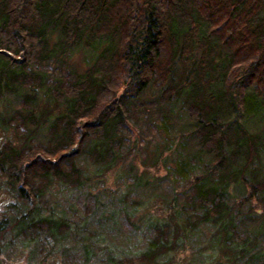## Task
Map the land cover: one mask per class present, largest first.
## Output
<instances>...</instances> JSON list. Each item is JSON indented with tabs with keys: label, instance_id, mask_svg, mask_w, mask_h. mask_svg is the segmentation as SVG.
<instances>
[{
	"label": "trees",
	"instance_id": "obj_1",
	"mask_svg": "<svg viewBox=\"0 0 264 264\" xmlns=\"http://www.w3.org/2000/svg\"><path fill=\"white\" fill-rule=\"evenodd\" d=\"M80 48L93 49L89 67L55 76L50 66ZM150 89L160 108L181 105L197 154L209 160L180 210L150 224L156 234L137 258L152 264L176 252L185 230L203 223L216 227V247L231 261L259 247L264 135L248 120L264 114V0H0V105L21 100L0 111V127L15 133L0 145V189L15 199L0 234L27 245L42 233L77 234L70 218L44 216L41 202L56 183L89 184L81 160L100 175L122 162L138 98ZM237 185L247 194L235 205L228 193ZM245 204L263 217L250 235L234 215ZM82 244L88 259L105 249L91 237ZM261 259L264 248L245 263Z\"/></svg>",
	"mask_w": 264,
	"mask_h": 264
},
{
	"label": "rangeland",
	"instance_id": "obj_2",
	"mask_svg": "<svg viewBox=\"0 0 264 264\" xmlns=\"http://www.w3.org/2000/svg\"><path fill=\"white\" fill-rule=\"evenodd\" d=\"M93 57V49L80 48L50 67L55 76L62 72L74 79L89 67ZM159 95L160 91L150 89L138 98V119L129 124L122 162L100 175L91 162L81 160L85 175L91 177L89 184L71 189L56 183L41 202L44 216L52 209L54 217L70 218L78 233L57 238L42 233L29 245L26 238H14L9 231L0 234V264H113L110 257L114 255L132 258L133 264H148L137 256L149 248L156 234L150 224L170 219L180 210L185 191L209 160L197 154L196 139L181 105L160 108L154 104ZM20 101L9 96L0 111L18 108ZM248 126L264 135V114L251 117ZM14 136L12 128L0 127V145ZM246 194L242 185L233 186L228 193L230 203L238 205ZM13 202L15 199L0 189V223L12 215L8 205ZM249 208L241 205L234 215L241 230L250 235L262 226L263 217L260 210L251 214ZM215 233L212 223H203L194 232L185 230V244L152 264H263V259L245 262L264 248V233L259 247L235 261H231V253L216 247ZM86 237L98 239L105 249H98L88 259L82 244Z\"/></svg>",
	"mask_w": 264,
	"mask_h": 264
}]
</instances>
